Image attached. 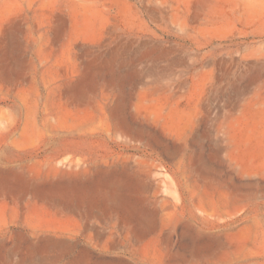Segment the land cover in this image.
Returning <instances> with one entry per match:
<instances>
[{
  "label": "rangeland",
  "instance_id": "rangeland-1",
  "mask_svg": "<svg viewBox=\"0 0 264 264\" xmlns=\"http://www.w3.org/2000/svg\"><path fill=\"white\" fill-rule=\"evenodd\" d=\"M0 264H264V0H0Z\"/></svg>",
  "mask_w": 264,
  "mask_h": 264
},
{
  "label": "bare ground",
  "instance_id": "bare-ground-1",
  "mask_svg": "<svg viewBox=\"0 0 264 264\" xmlns=\"http://www.w3.org/2000/svg\"><path fill=\"white\" fill-rule=\"evenodd\" d=\"M7 35L8 36H10L11 35V32H7ZM114 55V54H113ZM80 84L78 83V84H75V85H71V86H69L68 87V89H67V92H69V93H78V91H79V89H80ZM139 183H140V186H143V184H142V182H140L139 181ZM19 190H21L22 192H24V191H26V190H30L31 191V196H32V198H38L39 196H41V194H42V196H43V193H45V194H51V192H52V190H47L46 192L44 191V192H42V190L40 191L39 189H37L35 186H33V185H31L30 183H27V182H21L20 183V186H19V188H18ZM41 193V194H40ZM65 207L66 208H71L72 206L71 205H65ZM64 207V208H65ZM75 208V207H74ZM66 210V209H65ZM68 210V209H67ZM77 210V209H76ZM141 220V219H140ZM148 219H147V217H145V218H142V220L141 221H143L142 223H144V225H146L147 224V227H149L150 228V222L149 221H147ZM59 248V246L58 245H56V244H54V243H52V242H46V243H39V244H37V250H39V251H50V250H57ZM35 259V258H34ZM33 259V260H34Z\"/></svg>",
  "mask_w": 264,
  "mask_h": 264
},
{
  "label": "crops",
  "instance_id": "crops-1",
  "mask_svg": "<svg viewBox=\"0 0 264 264\" xmlns=\"http://www.w3.org/2000/svg\"><path fill=\"white\" fill-rule=\"evenodd\" d=\"M144 180H147V182H150V179H144ZM150 205V209L152 210V211H157L158 210V207L157 206H154V205H152V203H150L149 204ZM147 211H145V213H146Z\"/></svg>",
  "mask_w": 264,
  "mask_h": 264
}]
</instances>
